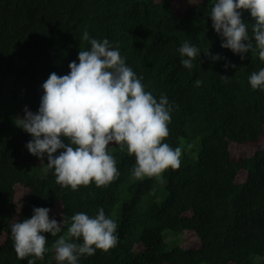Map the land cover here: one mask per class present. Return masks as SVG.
<instances>
[{
	"label": "trees",
	"instance_id": "1",
	"mask_svg": "<svg viewBox=\"0 0 264 264\" xmlns=\"http://www.w3.org/2000/svg\"><path fill=\"white\" fill-rule=\"evenodd\" d=\"M209 12L208 0H0V264H60L55 241L68 224L57 236L43 233V260H20L14 251L10 225L30 218L34 207L69 222L103 208L117 223V245L78 264H264V90L248 82L264 61L254 40L243 60L222 48ZM242 19L251 36L250 13ZM85 30L118 46L157 100L167 96L172 111L163 142L180 148L197 139L196 157L182 152L178 169L137 179L134 155L110 144L120 174L107 186L91 182L73 191L56 183L54 170L45 174L46 157L28 152L31 135L14 121L25 106L37 111L50 73L67 74L79 50H90ZM184 41L222 59L202 52L185 68L178 52ZM163 231L179 233L182 242L168 249Z\"/></svg>",
	"mask_w": 264,
	"mask_h": 264
},
{
	"label": "clouds",
	"instance_id": "2",
	"mask_svg": "<svg viewBox=\"0 0 264 264\" xmlns=\"http://www.w3.org/2000/svg\"><path fill=\"white\" fill-rule=\"evenodd\" d=\"M211 5L209 17L221 38L220 46L243 60L244 54L253 49L254 40L259 59L264 61V0H211ZM245 10L254 21L251 36L242 19ZM82 39L89 41L90 50H79L78 63L69 62L67 74L50 73L41 85L43 94L37 111L25 106L23 117L17 116L14 121L31 135L25 145L28 152L41 162L46 157L45 174L54 170L56 183L73 191L91 182L97 187L107 186L118 178L116 160L108 150L110 144L134 155L132 175L137 179L159 176L169 167L178 169L181 149L163 142L169 135L172 111L167 96L157 100L146 91L143 77L126 65L118 46L113 48L107 38L90 39L85 30ZM208 48L201 51L184 41L178 49L181 64L192 69L202 52L212 61L222 59ZM224 67L235 65L225 63ZM222 79L226 81L228 76L222 75ZM248 82L253 89L264 90V68L252 72ZM201 84V80L195 81L197 87ZM49 212L47 207H34L30 218L10 225L14 251L20 260L29 256L43 260L47 243L43 233L57 236L62 224L68 227L67 235L55 241V259L60 264H78L81 256L94 255L97 249L108 251L118 243L117 223L106 217L103 208L94 217L77 212L70 222L50 218ZM28 264L34 262L29 260Z\"/></svg>",
	"mask_w": 264,
	"mask_h": 264
},
{
	"label": "rangeland",
	"instance_id": "3",
	"mask_svg": "<svg viewBox=\"0 0 264 264\" xmlns=\"http://www.w3.org/2000/svg\"><path fill=\"white\" fill-rule=\"evenodd\" d=\"M208 6L209 9H211V0H208ZM198 140L195 139L194 142L192 143L191 147H183V145H181L180 149L181 152H186L187 154L196 157V151H197V147H198ZM158 179L159 177L156 176ZM165 194V189L163 188V182H160V195L162 197V195ZM162 237L164 239V241L167 244V248L171 249L172 247H174L175 245L179 244L182 242V237L179 233H172L170 231H163L162 232Z\"/></svg>",
	"mask_w": 264,
	"mask_h": 264
}]
</instances>
